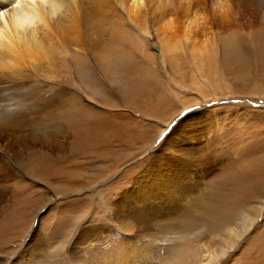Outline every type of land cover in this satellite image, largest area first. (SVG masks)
Instances as JSON below:
<instances>
[{
	"label": "rangeland",
	"instance_id": "1",
	"mask_svg": "<svg viewBox=\"0 0 264 264\" xmlns=\"http://www.w3.org/2000/svg\"><path fill=\"white\" fill-rule=\"evenodd\" d=\"M142 2L137 9L131 0H96L92 21L82 29L74 24L89 50L78 57L86 66L78 75L66 73L72 68L68 60L57 72L46 63L41 71L38 55L29 58L40 71L35 69L27 93L56 82L55 87L79 97L63 101L59 116L37 123L58 117L71 134L86 120L97 119L103 126H125L126 132L109 141L94 162L69 137L66 148L55 152L57 160L36 146L41 160L30 163L12 159L9 154L22 145L6 151L13 138L1 132V141L8 138L0 152L10 174L0 180V264H57L61 260L53 251L71 243L82 252L80 234L93 226L104 227L94 243L113 244L110 229L118 227L120 237L138 235L125 247L134 248L137 263L156 264L155 251L142 245V235L161 243L185 233L190 237L207 225L217 232L206 248L217 254L215 264H264V14L245 27L232 21L238 0ZM229 45L236 47L235 54L227 53ZM109 48L127 58L110 66L118 70L107 79L101 62ZM19 65L11 66L16 72ZM4 70L0 86L16 74ZM21 90L12 89L9 97L19 102L25 94ZM76 106L79 112L71 109ZM56 168L77 172V177L50 178ZM243 174L245 180L239 178ZM113 204L120 211H113ZM136 209L167 212L166 219L150 222L142 232L127 220L117 226L106 221L110 211L125 217ZM166 253L171 249L162 256Z\"/></svg>",
	"mask_w": 264,
	"mask_h": 264
},
{
	"label": "bare ground",
	"instance_id": "2",
	"mask_svg": "<svg viewBox=\"0 0 264 264\" xmlns=\"http://www.w3.org/2000/svg\"><path fill=\"white\" fill-rule=\"evenodd\" d=\"M238 1L240 2V5L237 4V7H235L236 10L234 13L235 17L232 20L235 23L241 25L242 23H246L245 27L250 26V22L258 18V13L264 14V0H238ZM95 2L96 0H0V70L3 73L2 69L6 70V68L7 69L11 68V70H8L10 71L8 73L10 74L12 72H14V74L16 73L13 76L11 75L12 77L10 78V80L5 81L6 84L0 86V136H2L1 135L2 131H7L4 133H9V135H11V137L13 138L14 143L9 140L10 145H7L8 143H3L5 139L4 138L3 141L0 140V144L2 142L5 146L7 145L6 147L7 149L5 150L9 151L11 147H9L8 149V146H12L13 144L17 145L18 143H20L22 145V148L19 147L18 144L16 147L19 148L13 147L12 149H10V152L14 148H16L15 151H20L21 153L19 152L18 154L16 152L17 153L16 154L15 151L13 150L14 153L11 152L9 154V155L12 154V159L14 160L18 159L22 161L20 163H25V162L27 163L28 161L29 163L37 162L39 159L41 160L42 152L34 151L33 147L36 146H38L39 149H42L41 147H43L44 149L53 152L52 154L49 153L48 155L51 160H57L58 154L55 152L66 148V144H68L67 143L68 141L66 142L65 138L67 139L69 137L73 138L70 141V143L74 142L79 146H81L82 149L84 150L83 154L86 153L84 157H88L92 160V162H94V160L100 158L99 157L100 154L103 155V153H105L103 152V149L107 147L106 144L109 143V141L112 142L114 140H119L120 138L123 137V134L126 132L125 126L118 125L116 127H113L112 124H109V126H103V124H100L95 121L97 119L86 120V123L81 124L79 127H77V129L74 128V132L73 133L70 132L71 134H69L66 128L62 125V122L61 120L58 119V117L56 119H53L52 123L39 124L37 123V121L47 119L46 118L47 116H57V114L59 116V113L61 112V111L59 112L60 105L62 104L63 101H65L66 99H68L69 102L75 101L79 99V97H77L78 95L75 96L74 94H70L66 92L65 88L61 86L55 87L54 85H58L56 82L50 85L45 84L43 85L44 87L41 88L40 90L37 89L34 90L35 92L31 91L27 93L28 91L27 89L29 88L30 84L34 81L33 78L37 74L36 73L37 70L35 69H38L39 67L35 65L36 62H34V59L33 61L32 59L29 60L31 56L32 58H36L38 55L37 58L42 60L40 70L42 66H44L46 63L48 69L54 68L57 72L59 71L63 72L64 66L66 65L65 62L67 60L69 61L68 62L69 66L71 65L72 68H71V72H68L67 70L66 73L71 76H74L72 74L78 75L80 74V72H83V70L86 69L85 65L83 66L79 65L78 57L84 56V54L87 51H89L88 44H86L87 42L85 43L84 41V43L87 45L86 47H84L85 46L83 45L84 39H82L80 35L78 38V36L75 34L73 26H75L74 24H78V26L76 27L79 28L81 26L82 29V26L84 27L85 22H90L87 20L90 19L93 13L92 12L93 9L95 10ZM141 5L142 6L144 5L142 0H131V7L134 6L138 9V7H141ZM92 18L93 17H91V21ZM83 23L84 25H81ZM205 23L206 22L204 20L202 23V25H204L203 27H205ZM59 29L61 30V32H59ZM73 31L74 34L72 35ZM56 34L57 35L59 34L58 35L59 37L58 36L56 37L60 39L59 40L56 39V41H54ZM235 48L236 47H234V45L232 46L229 45L227 47V53L235 54L237 51ZM111 50L112 49L109 48L104 51V57L106 58V61L104 62V64L103 61L101 62V68H102L101 72L105 75L107 79L113 73H116L115 71L118 70L116 69L115 71H110V66H114L113 64L116 63L119 64L124 63L127 58V56H124L123 54H119L118 52ZM13 61H16L18 65L20 64L18 66L19 69L16 70V72L14 71L16 68L14 67V69H12L13 66H11L16 63V62L14 63ZM24 65L26 67H23ZM46 66L44 67V69H46ZM48 79L50 78L48 77ZM1 81L2 80H0V82ZM12 89H16V90L23 89L21 91L23 92L25 91V94L20 97L19 102L14 98L12 99L11 97H9V93L11 92ZM134 89L137 90V87H135ZM16 94H18V92ZM78 108L76 106V107H72L71 109L79 112ZM52 109L54 111L50 112ZM74 118L76 117L74 116ZM67 127L69 128L68 125ZM3 136L5 137V135ZM150 138L151 136L149 135L147 140ZM7 139H5L6 142H8ZM2 146L3 145L1 144L0 148H2L3 150L4 146L3 147ZM3 156L5 157V155ZM1 157L2 156L0 152V180L2 179L1 177L3 174L10 172L8 171L10 170L9 166H7L9 164L5 165V163L2 162ZM17 162L19 163V161ZM18 163L16 164L18 165ZM10 164H12V162H10ZM11 173H13V171H11ZM48 175H50V178L54 177L60 181V179L69 180L70 178L77 177V172H66L60 168H56L50 171ZM3 177H5V175ZM239 178L245 180L247 176L243 174V175H239ZM1 184L2 183L0 182V201L2 200L1 197H3V192L1 193L2 191L1 189H3V187H1ZM114 205L115 204H113L114 207L113 211L115 212L117 210L120 211L119 208L115 207L117 205L115 206ZM166 215L167 212H163V211H160L159 214H156L152 210L145 213L143 209L142 210L136 209L133 212L130 211L129 214L126 215L125 217H122L120 214L112 215L110 211L107 214L106 221L113 223L114 226H117V223L122 224V222L127 220L134 224L135 228L133 230L142 232L144 231V229L146 230L147 228L148 229L150 228V222L151 224L152 223L154 224L157 222L158 219H161L163 216L166 219ZM92 228L93 231H91L90 229V232L88 231V233L86 234L84 233L80 234L81 238L79 239L81 242L82 241L84 242L82 243V252L78 251L77 253V250L75 248L77 246L72 247L71 243H69V245L65 247L62 246L60 248H57V250L53 251V253L55 251L58 252L56 254L57 256L56 255L54 256V258L56 257L60 258L59 260L61 261H58V263L59 262H61V264H139L140 263V262L137 263L135 261L136 257H132L133 252L135 251L134 248H132V246L125 247V243L130 242V240H132L131 237H137L138 235L134 233L135 235L133 236L120 237L116 232V231L121 232L120 230H118L119 229L118 227V229L116 228L115 231L114 230L112 231V229H110L111 231L109 238L111 241H114L113 244H109L108 241H104V240L97 241L96 243H94V239L98 236V233L104 229V227L98 229L97 226H93ZM214 234H217V232L212 231L210 226L207 225L205 229L197 232H193V234L190 237L188 236L189 233H185L183 236L179 237L180 239L179 238L175 239L173 237L174 239L172 238L169 240L165 238L166 240L160 243V240L156 241V237H155L156 234L154 236L155 238H152L153 236H147L148 235L147 234V235H142L141 241H142V245L143 244L146 245V249L151 247L155 251L153 257L155 259L156 264H158L159 262L161 264H183V263L185 264L186 262L187 264H213V263L215 264L216 263L215 260L217 259V257L216 258L214 257L217 256V254L213 257L214 255V253H212L213 251H211L210 253L206 252V248L209 246L210 241L213 240L212 238L214 237ZM77 236H78V232H77ZM75 237L76 235L74 236V239ZM157 238L159 239V237ZM69 240L71 242L72 239L70 238ZM213 241H211V243ZM102 242L105 244L103 245ZM203 245H205V247H203ZM213 246L214 248L216 247L215 244H213ZM168 248L171 249V253H169V255H167L166 253L165 256H162L163 253L166 252ZM217 248H218L217 251L218 253L219 246ZM210 249L211 248H209V251ZM71 253L74 254L73 258L71 257ZM83 254H86V258L84 260H81L83 259V257H85V255L83 256ZM188 257L189 258L191 257V259L187 261L186 259ZM70 258L72 262L71 260H69Z\"/></svg>",
	"mask_w": 264,
	"mask_h": 264
}]
</instances>
